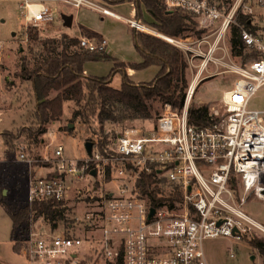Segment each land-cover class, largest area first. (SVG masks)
Wrapping results in <instances>:
<instances>
[{
  "label": "built area",
  "instance_id": "built-area-1",
  "mask_svg": "<svg viewBox=\"0 0 264 264\" xmlns=\"http://www.w3.org/2000/svg\"><path fill=\"white\" fill-rule=\"evenodd\" d=\"M16 1L24 16L22 37L26 41L48 37L47 29L59 30L56 19L63 20L64 13L74 14V9L88 6L102 13L111 12L94 0ZM164 2L169 11L181 8L194 17L201 31L191 40L163 34L184 51L193 71L194 66L198 68L197 82L198 76L207 71L211 76L226 71L234 75V80L222 93V110L210 109L212 120L208 123L190 120L195 93L191 83L181 108L169 103L152 128L126 127L113 146H106L104 151L93 149L81 168L80 160L70 168L86 171L93 160L101 166L98 174L103 179L108 166L114 175L112 180L117 186L108 196L102 195L100 209L86 214L91 226L98 227V221L102 222L98 230L110 264H210L203 247L208 237L242 239L245 234L256 233L264 238V211L258 214L260 218L245 211L252 196L264 203V109H249L253 96L264 88V31L253 21L252 0ZM258 2L264 7V0ZM240 14L247 15L246 22L239 21ZM235 25L241 27L246 46L258 52V57L246 64L226 60H232L228 34ZM79 39L81 46L90 50H105L104 44L92 42L86 35ZM196 56H201L200 61ZM211 64L215 66L212 71ZM63 152L64 146L59 144L53 158L59 168L66 169L68 159ZM20 155L31 161L24 151ZM155 167L159 168V180L153 185L166 186L168 194L163 197L173 198H164L156 206L149 192H140L138 187L141 174L152 173ZM61 177L32 178L29 200L68 199L66 182ZM152 207L155 212L150 215ZM82 245L78 235L52 228L32 229L26 253L31 264L78 263Z\"/></svg>",
  "mask_w": 264,
  "mask_h": 264
},
{
  "label": "rangeland",
  "instance_id": "rangeland-1",
  "mask_svg": "<svg viewBox=\"0 0 264 264\" xmlns=\"http://www.w3.org/2000/svg\"><path fill=\"white\" fill-rule=\"evenodd\" d=\"M104 4L120 14L135 17V4L133 1L127 0L119 3L117 7L107 5L104 0H94ZM251 5L254 7L252 13L253 21L257 22L264 31V7L259 4L258 0H252ZM72 9V8H69ZM145 18L151 20L153 16L143 7ZM74 9V24L72 27H67L63 24L61 18L56 19V24L59 30L55 28L47 29L48 37H62L64 34L74 36L84 32L80 31L81 25L86 26L85 35L92 42L102 45L104 42L106 50L98 52H106L115 57L118 62L125 63L124 70H120L112 75V85L121 87L124 75L127 72L128 76L136 82L149 81L153 79L158 70V65H150L148 67H138L135 64L143 60L141 51L138 48L135 38L134 29L130 23L115 14L102 13L98 10L88 7H81L80 10ZM191 30L184 31L181 36L188 37L190 40L200 35L201 31L196 26ZM138 20V19H137ZM142 22V21H141ZM24 16L22 15L19 4L16 0H0V182L5 196L9 202H23L29 199L28 186L30 180L34 177H47L51 172L59 170L64 176L67 186V197L65 201H70V205L75 204V209L72 213H66V220L58 221L57 228L39 218L32 222L33 230H50L57 229L66 233H84V227L88 228L86 235L82 236L83 255L79 257L78 263L86 261L87 264H110V259L105 255L101 242V231L98 230L102 226L99 222L98 227L91 226L86 219V214L92 210L100 209L99 202H87L85 198L99 195H104L106 190L115 188L116 182L105 181L103 176L93 172L85 173L83 170L78 172L70 171L75 166L78 160H87L89 158L86 149V141L92 136L94 138V150L98 149V145L105 138L108 141L106 145L113 146L116 141V136L126 127L135 126L142 129H150L156 125V122L164 112L169 108V103L165 105L160 100H155V109L153 118L148 120L133 119L117 122H106L104 130H101V123L93 120L91 124L85 123L81 118H73V108L78 106L73 101L65 102L64 117L61 120H51L46 124L47 131L40 135L41 141L37 144L30 142L28 138V128L34 126V105L36 100L32 90V81L22 78L19 75L21 71L24 57H32L30 53L32 45L35 50H40L39 40L31 39L24 40L22 37ZM234 27V26H233ZM232 27V29H233ZM254 29V26H251ZM154 30L159 31L155 27ZM150 32L149 30H145ZM160 34L154 33L164 40L163 32ZM81 36V35H79ZM104 41H99L100 37ZM180 36V37H181ZM232 30L228 34V39L231 41ZM41 38V37H40ZM43 38V37H42ZM186 38L185 40H188ZM230 47L232 48L231 42ZM61 48V47H60ZM251 50H254V48ZM248 49V48H246ZM246 51V50H245ZM255 51V50H254ZM232 60L226 57V60L231 63L245 64L242 59L244 55H234ZM197 62L201 56H196ZM117 60L113 59H89L84 64V69L87 74L97 76H106L111 73L117 64ZM248 62V61H247ZM190 63V61H189ZM215 66L210 65L212 71ZM221 67L220 69H224ZM198 68L194 66L192 70L191 63L188 64V87L190 88L192 81L196 78ZM209 71L198 76L200 81L195 89L192 101L196 104H208L210 109L218 108L222 110V93L225 89L230 88L234 80V75L229 72H222L217 76H211ZM197 79V78H196ZM191 103V105H192ZM249 109H264V88L259 90L251 99ZM74 124L73 127L70 125ZM71 127V128H70ZM62 128V129H60ZM53 130V136L48 133ZM97 131V134L94 133ZM93 131V132H92ZM6 132V133H5ZM18 138H14L16 135ZM9 141L4 144V141ZM93 140V139H91ZM5 141V142H6ZM99 143V144H98ZM62 144L64 146L63 156L68 159L66 169L58 167V162L53 157L55 156L56 147ZM27 153L31 161L23 160L21 152ZM86 162V161H85ZM100 167L97 164V171L100 172ZM97 181L100 182L96 184ZM245 211L260 218V213L264 211V203L257 197L252 196L249 202L245 205ZM74 223L67 225V218L73 219ZM12 219L7 210L0 204V264H31L30 257L26 253V248L22 253L18 254L13 250V242L11 241ZM262 238L256 233L245 234L242 239H237L230 236H213L208 237L203 241V247L210 264H264V251L262 252L257 247L251 245L250 238ZM234 256H231V253Z\"/></svg>",
  "mask_w": 264,
  "mask_h": 264
},
{
  "label": "trees",
  "instance_id": "trees-1",
  "mask_svg": "<svg viewBox=\"0 0 264 264\" xmlns=\"http://www.w3.org/2000/svg\"><path fill=\"white\" fill-rule=\"evenodd\" d=\"M107 5L113 6L127 0H104ZM135 4V17L137 20L149 27H155L159 31L171 36H181L186 30H191L195 26L192 16L181 8L169 11L164 0H130ZM145 7L153 18H145ZM247 15L240 14L239 21L246 22ZM247 24H249L247 22ZM252 26V25H251ZM137 45L142 53L143 60L137 62L138 67H148L158 65L159 70L156 76L149 81L136 82L131 79L127 72L121 87L112 85V75L122 68L125 63L118 60L106 52L89 50L81 46L77 36L64 34L62 37H43L39 40L40 50H35L32 45V57L23 58L22 69L19 75L22 78L32 81V90L36 100L34 126L28 128V138L31 143L37 144L41 141L40 135L47 131L46 124L51 120H57L64 114V102L73 101L79 105L73 108V118H81L85 123L91 124L93 120L101 123V130H104L106 122L126 121L133 119L148 120L153 118L155 100H160L164 105L171 103L181 108L185 101L186 89L188 87V60L184 51L168 40L147 32L139 27L133 26ZM231 43L234 55H244L242 61H247L258 57V52L246 46L241 36V27L234 26L232 29ZM61 47V48H60ZM248 48V49H246ZM246 50V51H245ZM113 59L117 60L116 66L110 74L97 76L87 74L84 64L87 60ZM190 120L196 123H208L211 121L210 106L206 103H192L190 106ZM71 128V127H70ZM62 129V128H60ZM122 130L119 134H122ZM93 132V131H92ZM6 133V132H5ZM97 134V131L94 130ZM115 137L117 139L118 135ZM20 135H15L18 138ZM94 138L91 136L89 140ZM6 141V140H5ZM109 140L103 138L98 148L104 151ZM9 145V141L5 142ZM84 161L80 160L78 166L81 168ZM97 170V164L91 160L89 167L84 171L92 172ZM158 167L152 173L146 171L138 179L140 192H149L152 196L153 205H158L168 194V189L164 185H153L158 179ZM64 176L58 171L51 172L48 176ZM98 175V171L96 173ZM105 181H112L114 175L108 166ZM4 182V179L1 182ZM0 182V204L7 210L12 219L11 241L13 250L20 254L27 247V239L32 231V222L43 218L49 222L53 228H57L58 221L66 220V213L75 209V204L70 205V201L53 200H26L23 202H9L4 194L2 183ZM96 184L100 185L97 181ZM238 186H235L237 189ZM151 190V191H150ZM106 190L105 194L110 193ZM180 193L177 197H180ZM87 202L102 205L103 197L96 195L92 198H85ZM67 218V225L74 223ZM70 222V223H69ZM84 233H68L69 235H86L88 228L84 227ZM251 245L264 251V238H250ZM122 257V255H121ZM119 258L121 260L122 258ZM80 264H87L82 261Z\"/></svg>",
  "mask_w": 264,
  "mask_h": 264
},
{
  "label": "water",
  "instance_id": "water-1",
  "mask_svg": "<svg viewBox=\"0 0 264 264\" xmlns=\"http://www.w3.org/2000/svg\"><path fill=\"white\" fill-rule=\"evenodd\" d=\"M74 17L75 16H74L73 13H71V14L64 13L63 14V20H64L63 23H64V25L67 26V27H72L73 26V22H74ZM249 23H250V21H249ZM70 126L73 127L74 124H71ZM85 145H86V149L88 151L89 156H91L93 154L94 142L92 140H87ZM92 172H93V174H96L97 170L94 169ZM154 212H155V208L152 207L150 215H153Z\"/></svg>",
  "mask_w": 264,
  "mask_h": 264
},
{
  "label": "crops",
  "instance_id": "crops-1",
  "mask_svg": "<svg viewBox=\"0 0 264 264\" xmlns=\"http://www.w3.org/2000/svg\"><path fill=\"white\" fill-rule=\"evenodd\" d=\"M122 3V2H121ZM119 4V3H118ZM118 4H116V5H113V6H115V7H117L118 6ZM104 5V4H103ZM106 6V5H105ZM83 7H88V6H83ZM82 7V8H83ZM88 8H91V7H88ZM109 8V7H108ZM91 9H93V8H91ZM80 10V9H79ZM109 10L111 11L110 12V14L112 13V14H115V15H117L119 18H121V19H123L124 20V18H129V19H132L131 18V16H126V15H123V14H120V13H118V12H115V10L114 9H112V8H109ZM77 11V10H76ZM75 11V12H76ZM75 14V13H74ZM106 14H108V13H106ZM74 20H75V17H74ZM126 21V20H125ZM127 22V21H126ZM73 24H74V22H73ZM131 25V24H130ZM132 27H133V25H131ZM84 30V32H81L80 34H74V36H77L78 38H79V35H85V32H86V26H84V25H81V27H80V31L81 30ZM152 33H154V32H152ZM42 38V37H41ZM40 38V39H41ZM80 40V39H79ZM99 41H104V39H103V37L101 36L100 38H99ZM103 44H104V42H103ZM84 48H86V47H84ZM86 49H88V48H86ZM90 50V49H89ZM105 50H106V48H105ZM97 51V50H96ZM199 82V81H198ZM197 82V85L198 84H200V83H198ZM65 102H67V101H65ZM65 102H64V104H65ZM69 103H71L70 101H68ZM34 107H36V104L34 105ZM34 112H35V109H34ZM64 115H65V113L62 115V117L60 118V119H57V120H61L62 121V118L64 117ZM52 122H55V120L54 121H52ZM4 144H5V141H4ZM30 184V183H29ZM28 191H29V186H28Z\"/></svg>",
  "mask_w": 264,
  "mask_h": 264
},
{
  "label": "bare ground",
  "instance_id": "bare-ground-1",
  "mask_svg": "<svg viewBox=\"0 0 264 264\" xmlns=\"http://www.w3.org/2000/svg\"><path fill=\"white\" fill-rule=\"evenodd\" d=\"M124 20L133 23L135 26L139 27V28L142 29V30H149V31H151V32H154V33L160 34L159 31L154 30L153 28L147 26L146 24H143V23H141V22H138V21L135 20V19L124 18ZM196 86H197V80L194 79V80L192 81V86H191L192 91H195Z\"/></svg>",
  "mask_w": 264,
  "mask_h": 264
}]
</instances>
